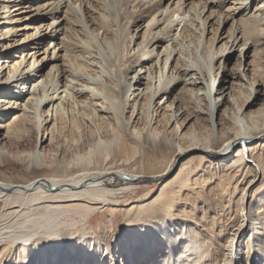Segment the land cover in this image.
I'll use <instances>...</instances> for the list:
<instances>
[{
    "label": "bare ground",
    "instance_id": "obj_1",
    "mask_svg": "<svg viewBox=\"0 0 264 264\" xmlns=\"http://www.w3.org/2000/svg\"><path fill=\"white\" fill-rule=\"evenodd\" d=\"M40 2L41 5L31 8ZM66 2L68 11H76L79 15V18L76 16L80 22L77 26L85 39L76 36L77 39H69L65 30L61 33V23L66 17L59 19L58 15L62 13V0H0V8L5 13L0 15V88L11 92L16 87L23 89L33 85L27 87L32 90L27 89L29 96L23 98L22 104L14 105L13 101L8 106L2 105L5 98H0L1 117L8 115L3 110L5 106L12 110L19 107L17 111H21L17 113L15 109L9 116L12 119L5 123L1 140L16 139L20 132L32 128L35 145L41 131L48 135L40 140L41 143L46 139L51 143L62 123L68 121L77 127L78 119L97 131L105 120L112 121L115 128L110 127L109 138L99 132L87 149L70 152L58 161L43 162L41 149H35L27 154L24 168L38 174L26 181L0 180V199L6 209H11L10 215L17 214L21 206L33 203L47 211L53 210L50 212L54 214L71 211L88 221L92 219L91 211L106 207V193L122 189H107L112 187L107 179L119 181L126 187L135 181L150 179L159 181L160 186L153 198L138 203L135 208L142 214L137 216L133 227L125 226L112 238L109 247L90 237V231L80 232L73 241L64 235L57 242L45 245L42 240L28 244L22 243L27 239L14 241L10 239L13 230L1 226L2 212L0 264H264V122L245 111L255 103L257 91L252 88L254 83L247 82V67L236 76L223 64L220 79L214 74L220 54L228 53V42L231 41L232 46L239 34L242 46L251 43L243 56L251 55L250 47H253L252 56H256L258 26L264 23V0H253L256 7L248 16L240 15L245 8L249 9L250 1L247 0ZM120 5L124 6L120 8ZM146 8V18L140 19L135 26V40L129 36L128 45L120 43L119 29L117 31L112 17L118 21L122 11ZM14 11L16 13L11 15ZM224 12L228 15L224 16ZM22 13L21 17L17 16ZM38 21L42 22L40 26H30ZM228 21H231L226 32L228 41L217 46L222 40L217 31ZM24 23L23 27H17ZM214 23L217 28H212ZM16 28L25 32L11 42L8 38L16 35ZM7 40L10 43H5ZM11 47L19 48L16 49L19 55L15 52L10 56L7 49ZM67 52L73 53L69 56ZM259 54L258 51V57ZM122 65H128L131 73L124 84L120 76ZM262 69L264 66L257 64L251 70L256 77H261ZM31 82L33 84L28 85ZM233 83L248 92L241 103L232 92ZM176 84L181 85L177 91L179 97L169 99ZM138 90L135 94L132 92ZM14 91L11 97L14 95L17 99L20 96ZM194 102L198 105L192 107ZM127 107L132 108L131 114L135 110L134 118L145 119L143 129L134 125L128 128L129 119L124 118ZM183 112L188 117L182 125L180 115ZM165 115L167 124L174 123L171 129L176 135L192 137V142L187 146L178 144L164 164L156 168L148 163L149 154L147 158H140L141 154L137 157V148L141 147L139 153L145 155L143 147L147 145L160 151L176 145L166 131L157 130L159 119L166 118ZM197 116L207 121L214 135L205 146L196 142L192 123H189ZM224 120L231 125L224 124ZM217 134L223 137L220 143ZM0 156H7L1 147ZM178 156L183 159L180 166L166 177ZM138 158L140 163L148 159L142 170L135 169ZM193 175L196 177L192 179ZM200 179L215 183L219 187L217 195L225 193L230 197L238 188L236 185L246 181L238 189L235 201L237 221L231 219L232 209L227 206L222 214L230 217L229 222L215 224V228H219L216 233L212 225L204 228L206 224L196 219L179 221L171 210L172 202L180 199V192L192 189L194 182ZM213 218L211 221L217 223ZM130 237L139 241L138 246L127 245ZM12 253L19 258L6 261L5 256ZM27 256L29 260L21 263L20 259Z\"/></svg>",
    "mask_w": 264,
    "mask_h": 264
},
{
    "label": "rangeland",
    "instance_id": "obj_2",
    "mask_svg": "<svg viewBox=\"0 0 264 264\" xmlns=\"http://www.w3.org/2000/svg\"><path fill=\"white\" fill-rule=\"evenodd\" d=\"M231 1L232 0H230V2ZM247 1L248 2L250 1L248 5L249 9L247 10L246 8L244 10L242 9L243 11L240 12V15L246 14L248 16L249 13L255 9L256 3L253 2V0H247ZM41 4H42L41 2L35 3L31 6V8H34ZM61 4H62V7H61L62 13L58 14L59 19H62L64 15L66 16L65 20L62 21L61 23V26L63 27V30L61 31V33L64 32L65 30L66 34H68L67 37L68 38L70 37L69 39H71L72 37H73L72 39L74 38L75 39L77 38L85 39V35L79 32V27L77 26V24L80 23L79 20L76 19L77 18L76 16H78L79 18V15L77 14V12L73 10L68 11V8H67L68 3L66 2V0H62ZM123 6L124 5L122 6L120 5V8H122ZM226 7L227 6H225V8ZM147 9L148 8L144 10L142 9V11H136V10H131V9L122 11V16H120V19L118 18V21H116L117 19L115 20L114 17H112L113 24L114 23L116 24L115 27H117V31L119 29L117 37H119L118 38L119 42H120V37H121L120 43L122 44L124 43L125 45L126 44L128 45L127 42H129V39H130L129 36L131 37L134 34H136L135 26L138 24L140 19L146 18L145 13L148 12ZM262 9L264 10V6L262 7ZM15 13L16 12L14 11L11 13V15ZM4 14L5 13H3L2 9L0 8V15L4 16ZM23 14L24 13H22L20 16L19 15L17 16L21 17ZM223 15L227 16L228 13L224 12ZM26 23L19 24L17 27L18 28L23 27ZM41 23L42 22L38 21L36 23L30 24V26H40ZM216 23L212 24L213 25L212 28H215V27L217 28ZM230 24H231V21H228V23L225 22L223 23V25L219 27L217 31V36H220L219 38L222 37V40L217 44V46L224 41H228V38H227L228 34L226 32L229 29ZM258 27H259V31H258L259 36L257 37L259 38V41H258V44H256L257 49L255 48L254 50L256 54L255 53L254 54L257 56V53L259 51L260 53L259 57L257 56L256 58V56L255 57L252 56L253 47H250L252 48L251 51L249 52L251 54L250 56L248 57L243 56V52L248 46L251 45V43L242 46L240 44L241 40H240V34H239L236 42L232 46H231V41L228 42L227 48H230L228 50V53L226 52V53L220 54L221 58L215 64L214 74L216 75V78L220 79L223 64L224 65L226 64L227 71L231 73V75H236V76L242 72L243 67L245 68L247 67L249 71L247 75L248 77L246 79L248 83L255 84L254 86H252V88L256 89L257 94H255V96L257 98L255 100V103L250 108H247L245 111L247 112V114L251 112V114L254 115L256 119H258L260 122L262 121L264 122V72L263 73L261 72L262 74L261 77H256L255 74L252 73L253 71L251 70L257 64L260 66L262 65L264 66V63H262V56L264 57V23L260 24ZM30 31L31 30H29L28 32ZM24 32L25 30L23 29L17 30L16 28L14 32V34L16 33V35L11 36L12 38L9 37L8 38L9 41L12 42L13 41L12 39L15 40L19 38L20 36L23 35ZM101 32L102 30L99 31V36H101L102 34ZM213 32L214 31H212L211 33ZM129 33L130 35H128ZM208 36L209 35H207V37ZM58 37L59 38L62 37V34H60V36L58 35ZM9 41L7 40L5 43H10ZM51 46L53 45L51 44ZM16 49H19V48L13 49V47H11L7 49L8 52L10 51V56L11 54L17 51ZM240 52H242L241 55H240ZM72 53L73 52H67L69 56H71ZM16 54H18V52H16ZM48 56H50V53H48ZM58 61L60 62L61 59H59ZM122 66L123 67H122V70H120V76L122 77L121 81L124 84L125 81L129 80L131 73L128 72L127 70L128 65L127 66L122 65ZM48 68H49L48 65L47 67L44 68L45 73ZM262 71L264 70L262 69ZM233 81L238 82L239 80L238 81L233 80ZM32 84L33 82H31L30 84L28 83V85H32ZM32 86H26L23 89H19L18 87H16V88H13L11 92H9V90L7 91L5 89L0 88V94H1L0 98L1 100L5 98V102H2V105L8 106V104H11L13 101L15 102L14 105L18 104L19 102L20 104H22L23 100H25L29 96L28 90L30 92V89L32 88ZM27 87L28 88L31 87V88L28 89ZM180 87H181L180 84H176L175 90H173L172 92L170 91L169 99H172L173 97L174 98L179 97V94L177 93V91L178 89H180ZM13 91L15 92L14 94L20 96L18 97L19 99L18 98L15 99L14 95L11 97V94ZM132 92L135 94L139 92V90L135 92L132 91ZM232 92L238 96L237 97L238 103H241L243 99L245 98V95H247L248 93L245 88H239V86L234 83H233ZM3 93L6 95H4ZM138 97L140 98V96ZM138 97H137V100H138ZM130 98H133V95ZM81 99L83 100V98ZM6 101H9L10 103L9 102L6 103ZM130 103H132L131 99H130ZM191 105L192 107H194L195 105H198V104L194 102ZM7 106L3 107V110L5 111V113L8 112V115H6V117L4 118L0 116V125H2V127L0 128V147L2 150L6 151V154H7V156L5 157L0 156V180H6V181H11V182L26 181L30 179L33 175L38 174L37 172L34 174L33 171H30L29 169L24 168V165H26L28 162L27 154L33 152L35 149L37 150L41 149V155H42L43 162H51L53 161V159L58 161L64 155H68V153L70 152H75L76 150H79L80 152L85 148L87 149V147L93 142L96 136H98L99 132L101 133L103 137L109 138L112 133L111 129L115 128V124H112V121L105 120L102 124H100V129L99 131H97L96 129H91L92 127L87 126V123L84 120L78 119L77 127L73 126L68 121L65 124L62 123L59 126L60 130L58 129V132L55 133L54 140L51 143H48L47 139L45 141H42L41 143L40 140L48 138V135L44 131H41V132H38V142H37V145H35L36 144V141L34 138L35 132L32 128H28L26 131L20 132V134L18 135L16 139L12 137V138H6V139L1 140V137L3 136L2 134L5 132V127H4L5 123L9 122V120L12 119L9 116L12 114V112H15V109L17 113H21V111H17L19 107L12 110L10 109L11 107L6 108ZM130 109L132 108L127 107L126 113L124 115V118L126 120L129 119L128 128L132 129L131 125L132 126L134 125V127L136 128L143 129L145 119L141 118V116L138 118L136 117L134 118L135 110H134V113L131 114ZM165 117L166 118L159 119L160 121H158L157 126H156L157 130L159 129V130L166 131V135L176 145L171 146L170 148L168 147L167 150L164 148L161 151L150 147V145H147L143 147L144 154L146 153L145 155H142L143 153H139V152H142V150L139 151L141 147L137 148L138 150L137 157H139V155L141 154L140 158L144 156H146L145 158H147V155L149 154L148 159L150 160L148 163L156 168L164 164L167 158L171 156L172 150H174L176 146H178V144L181 146H187L189 143L192 142L191 141L192 137L189 138V136L184 137V138H179L176 135V132L171 129L174 126V123L170 122L169 124H167L168 117L166 115ZM180 117L182 120L181 124L183 125V123L187 121L185 119L188 116L185 117V112H183L181 113ZM189 123H192L191 129H193L196 142H198L200 145L205 146L206 144H208L209 142L213 140L214 135L211 132V129L207 121L204 120L203 117H200V116L192 117L189 120ZM110 124L112 125L110 126ZM224 124L231 125V122H229L228 120H224ZM222 140H223V137L222 136L219 137L218 135L217 137L218 143H220ZM145 158L143 160L144 162L143 163L141 162L142 165L138 161L139 158L137 159V162H136L137 164L135 166V169L142 170V168H145L147 166L146 160L148 159H145ZM182 160H183L182 157L180 156L176 157L175 162L173 163L166 177L170 176L177 170ZM221 167L223 166H220V168ZM194 177H196V175H193L192 179ZM107 181L111 182L110 185L112 186V187H106L107 189L111 188L112 190H116L117 188H120V187H122V189H117V191H115V193L113 194L106 193L107 195L105 196L108 201L106 207L96 210V211L95 210L91 211L92 213L91 212L89 213L90 218H92L91 220H88V219H87L88 221L83 220L81 216L75 215L71 211L57 212L54 214V212H50L53 210L47 211V208L40 207V206L37 207L36 206L37 204H33V203L21 206L23 208L20 207L21 209L19 208L20 211L17 214L13 213L12 215H10L8 212L11 209L10 208L6 209L7 207L4 206V202L0 199V214L3 212L2 219H1L2 220L1 226L8 231L13 230L11 231V233L14 234L12 236H14V238H17V239H14L12 236L10 239L14 241L18 240V238L20 241L23 239H27L22 242V243H27V244L30 243L31 241L33 242L34 240H42L45 245L47 242L48 244L57 242V240H59L60 237L64 235L65 237H69V240L73 241L76 239V237L80 236V232L83 231V232L88 233L90 231V234H91L89 235L90 237H95L96 240H98L99 242H102L104 245L109 247L113 239L115 238V236L119 235L124 230L125 226H131V227L134 226V224L136 223L135 221L137 220V216H139L140 213L142 214V212L139 211V209L135 207H138V203H140L141 201L146 202V201H149L151 198H153L157 194L160 183L159 181H155V180L141 179V180L135 181L133 184H130L128 187H126L127 185L121 186L122 183H120L119 181H114V179H107ZM244 181L236 185V187L238 188H235V190L233 191L230 197L229 195H226L225 193L221 195H217L219 194L218 193L219 187L215 186V183L213 182L211 183L210 180H207L204 182L201 179L199 181L197 180L196 182H194L195 186L192 189L189 190L187 188L180 192V195H178L180 199H177V201L172 202L171 210L174 211V214L176 217L180 218L179 221H181V219H187V220L196 219L195 221H198L199 223L204 222V224H206L204 228L211 227L212 225L213 227L211 228H214L213 233H216V231L219 228L218 229L217 227L215 228V224L219 225L223 222H226L230 218V217L228 218L227 215L222 214L223 210H226L228 208L227 206H230L232 209L231 216L233 217L231 219L234 218L233 220H235V222L237 221L238 219L237 214H235L237 210V206H236L235 201L239 195L238 189L246 182ZM233 196L235 197L233 198ZM13 204H16V203H12V205ZM131 206H133L132 210L128 211L129 207ZM226 212L227 211H225V213ZM198 218H201V219H198ZM211 218L215 219V222L217 223H214V221H211ZM16 229L18 231H16ZM206 230L208 233H210L209 229H206ZM24 231L26 234H24ZM17 235L18 237H15ZM12 244H16V242L12 241ZM37 253H39V251ZM67 253L68 255L70 254L69 251H67ZM5 258H6L5 259L6 261H9V260L12 261L14 258L16 259L19 258V256L18 255L15 256V254L12 253V254L5 256ZM29 258L30 256H27L26 258H21L20 261L21 263L25 261L27 262ZM256 260H258V257H256Z\"/></svg>",
    "mask_w": 264,
    "mask_h": 264
},
{
    "label": "snow or ice",
    "instance_id": "obj_3",
    "mask_svg": "<svg viewBox=\"0 0 264 264\" xmlns=\"http://www.w3.org/2000/svg\"><path fill=\"white\" fill-rule=\"evenodd\" d=\"M126 243L129 247H136L138 246L139 241H137L134 237H130Z\"/></svg>",
    "mask_w": 264,
    "mask_h": 264
}]
</instances>
